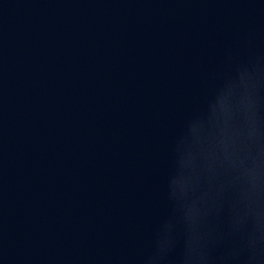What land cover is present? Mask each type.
<instances>
[{"label": "water", "instance_id": "1", "mask_svg": "<svg viewBox=\"0 0 264 264\" xmlns=\"http://www.w3.org/2000/svg\"><path fill=\"white\" fill-rule=\"evenodd\" d=\"M0 264H264V0H0Z\"/></svg>", "mask_w": 264, "mask_h": 264}]
</instances>
